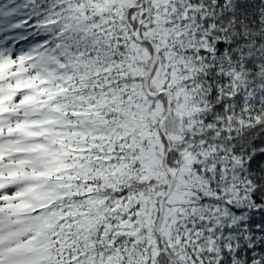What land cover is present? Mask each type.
Returning a JSON list of instances; mask_svg holds the SVG:
<instances>
[{"label": "trees", "instance_id": "trees-1", "mask_svg": "<svg viewBox=\"0 0 264 264\" xmlns=\"http://www.w3.org/2000/svg\"><path fill=\"white\" fill-rule=\"evenodd\" d=\"M141 1L125 0L115 12L103 9L96 13L91 9V0H0V38L13 39L23 51L40 45L36 56L39 59L31 60H39L45 77L52 70L58 77L61 74L63 78L53 82V86L66 89L72 96H84L91 89L92 94L125 95L115 96L112 104L116 121L122 118L121 113H135L124 91L125 84L134 85L135 89L141 86L144 96H148L144 80L153 49L149 43H139L133 29L141 28V37L153 40L157 47L152 78L166 60L164 51L193 57L197 70L183 82L195 89L198 108L185 118L173 112L166 121L174 146L167 163L178 172L185 150L196 158L193 175L202 177L204 184L202 189H189L193 191L191 201L172 205L171 221L163 236L165 246L175 264H264V0H174L172 3L181 14L170 15L167 22L155 9L154 17L146 19L144 7H137ZM84 8L89 27L80 30L78 22L68 28L65 17L71 13L79 17ZM148 20L151 26L169 30L165 42L146 33ZM95 22H99V32L95 27L96 31L90 33ZM139 45L149 49L146 54H150V59L144 75L133 76L128 62L136 61L133 55ZM131 47L133 53L129 56ZM71 49L75 56L69 59ZM124 58L128 59L123 61ZM93 59L100 71L90 66ZM82 65L90 74L83 81L76 70ZM69 73L73 76L67 77ZM151 81L152 92L167 90L175 97L178 82L157 90ZM167 98H158L166 102L164 116ZM164 116L156 125L161 132ZM162 139L166 152L168 142L163 133ZM213 146L215 155L202 162L200 159L204 160ZM59 147L56 146L57 155L61 158L63 149ZM45 174L44 187H51L60 195L27 212L9 211L6 214L12 223L8 228L13 231L3 235L2 229L4 239L10 242L36 238L40 253L35 264H99L100 256L111 252L119 262L121 258L122 264H141L145 260L148 264H169L160 241L158 249L153 250L151 244L134 238L119 225L118 212L107 215L103 207L116 198L154 194L160 205L170 182L136 177L114 187L96 176L53 179ZM57 213L60 217L53 229L39 228L45 224L46 216L55 217ZM131 213L134 216V208ZM157 215L159 218L160 212ZM16 217L21 220H14ZM4 239L0 242L4 250L0 255L7 257ZM14 252L20 253H11ZM11 264L20 263L16 258Z\"/></svg>", "mask_w": 264, "mask_h": 264}, {"label": "rangeland", "instance_id": "rangeland-1", "mask_svg": "<svg viewBox=\"0 0 264 264\" xmlns=\"http://www.w3.org/2000/svg\"><path fill=\"white\" fill-rule=\"evenodd\" d=\"M124 1L91 0L90 4L94 12L99 13L104 9L108 13V11L115 12L116 7L124 4ZM129 1L136 3L137 0ZM147 1L148 15L145 14L147 5L144 4L141 8L144 7L143 15H146L149 20L154 17V9L164 22H167L170 15L181 14L180 9L173 5L174 0ZM84 11L85 8L79 17L72 13L68 14V17H65L67 27L70 28L69 24L78 22L81 24L80 30L88 26ZM106 15L104 16L105 22H108ZM149 20L146 33H149L151 37H160V40L165 42L169 37V30L166 27L151 26L152 23ZM93 30L99 32V22H95L90 33ZM133 32L137 33L138 29H133ZM12 40L0 38V242L5 237L3 235L13 231L8 228L12 222L6 213L9 211L17 214L27 212L60 195V192L51 187H44V183L47 185L44 178L45 173V175L53 176V179H70L80 175L86 178L96 176L114 187L136 177L143 180L157 179L164 184L168 182L171 184L172 178L166 167V170L164 169V158H166L169 144L165 152L162 132L156 126L166 111L164 100H159V97L152 99L144 96L141 86L135 89L134 85L125 84L124 91L135 113L127 115L121 113L122 118L116 121L114 119L115 105L112 104H115V96L125 95L115 93V96H107L99 92L92 94L93 89H91L84 96H72L66 93L68 92L66 89L53 86V82L63 78L61 74H58V77L52 70L46 77L43 76L44 71L39 67V60H35L39 59L36 56L39 55L40 45L23 51ZM163 42L160 44L163 45ZM47 43L48 41H45L44 44ZM147 50L149 49L146 46L140 47L139 45L135 48L133 58L135 57L136 61L128 62L133 76L144 75L146 63L150 59V54L148 56L146 54ZM74 51V49L69 50L67 55L69 59L72 56L74 58ZM132 53L133 47L130 49L129 56ZM150 53L153 57L154 51ZM164 55H166V60L161 64L157 75L154 78L151 75L149 82L152 79L151 83L157 90L165 85L178 82V88L173 97L172 113L176 112L185 118L198 108L195 89H190L183 82L194 70H197V64L189 55L180 56L170 50L164 51ZM31 58L35 59L31 60ZM51 58L54 59L55 56ZM127 59L124 58L123 61ZM93 61L95 62L91 63ZM87 62L84 60V63L87 64ZM91 62L90 66L100 71L98 62L95 59ZM111 64H113L112 60ZM77 69L81 81H83L82 78H89V69H83V65L76 67ZM94 69L92 72H95ZM125 73L129 74L127 71ZM66 76L72 77L73 75L69 73ZM56 146L63 149L60 153V155L63 154L61 158L57 155L59 151ZM117 146L120 148L117 149ZM173 149L172 145L169 153ZM182 152L183 161L180 170L178 172L172 170L175 183L166 201L167 209L161 222L159 235L156 233V221L161 205L158 204L156 194L141 198H134L131 195L126 198H116L111 201V204L105 203L103 207L107 215L118 212L121 218L119 225L127 228L134 238L151 244L153 250L158 249L157 242L160 241L161 245L160 237L164 242L163 236L171 221L169 216L171 207L178 206L175 205L176 203L184 204L191 201L193 194V191L189 190L191 187L203 188L202 177H196L195 173L193 175L192 167L197 161L196 158L186 153L185 150ZM215 152V146H213L205 153L204 160L199 159L206 163V160L215 155ZM54 185L58 186V183L54 182ZM67 185L74 188L73 185ZM159 194L160 192L157 193ZM138 204L139 208H137ZM133 208L134 216L131 213ZM123 213L129 214L123 217ZM57 214L56 218L46 216L45 224L43 222L39 228L53 229L57 223L55 221L60 217V214ZM14 220L20 221L21 219L16 217ZM2 229H5L4 234ZM23 239V242L18 238L11 239V242L4 239L7 242L4 248L9 251V255L7 257L0 255V264H11L16 258L20 264H35L38 261L40 251L36 250V238ZM176 243L179 242L176 241ZM13 250L20 253H11ZM3 251L0 246V254ZM114 254L111 252L105 257L100 256L99 264H122L121 258L119 257V262ZM140 263L148 264L147 260ZM172 263L175 264L173 259Z\"/></svg>", "mask_w": 264, "mask_h": 264}, {"label": "water", "instance_id": "water-1", "mask_svg": "<svg viewBox=\"0 0 264 264\" xmlns=\"http://www.w3.org/2000/svg\"><path fill=\"white\" fill-rule=\"evenodd\" d=\"M144 4L147 5V8H146V11H145V14L148 15V12H149V7H148V1L147 0H142L141 4H139L137 7H141L143 6ZM127 19H128V14H127ZM146 19H147V16H146ZM141 23V22H140ZM134 34V37L136 38V40L139 42V43H149L152 48H153V51H154V56L152 57V62L150 64V67H149V70L146 74V77H145V80H144V88H145V91L147 93V95L152 98V99H156L158 97H160L161 95H166L168 97V107H167V112H166V115H165V118L164 120L161 122V130H162V133L163 135L166 137L167 139V142L169 144V148H168V151L166 153V158H165V167L168 171V174H170L171 178H172V181H171V184L166 192V194L163 196V198L161 199V208H160V216L158 218V221H157V226H156V233L159 235L160 234V226H161V222H162V219L164 217V214H165V207H166V201H167V198L168 196L170 195L172 189H173V186H174V183H175V176H174V173L173 171L169 168L168 166V163H167V157H168V153L169 151L172 149V145H171V140L169 139V135L167 133V130H166V127H165V124H166V121L168 120V118L171 116L172 114V109H173V95L171 92L167 91V90H163V91H160V92H152L150 89H149V80L151 78V75L153 73V70L155 68V65H156V62H157V59H158V51H157V47L154 43L153 40L151 39H143L141 37V28L138 29V32H133ZM149 54L147 53V56ZM160 240H161V249H162V252L165 254V256L167 257V259L169 260V264H173L172 263V259H171V255L169 254V252L166 250V247H165V244L162 240V238L160 237Z\"/></svg>", "mask_w": 264, "mask_h": 264}]
</instances>
